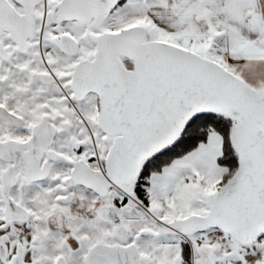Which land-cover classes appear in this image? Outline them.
I'll return each mask as SVG.
<instances>
[{"label":"snow or ice","instance_id":"6c2138e0","mask_svg":"<svg viewBox=\"0 0 264 264\" xmlns=\"http://www.w3.org/2000/svg\"><path fill=\"white\" fill-rule=\"evenodd\" d=\"M0 264H264V0H0Z\"/></svg>","mask_w":264,"mask_h":264}]
</instances>
